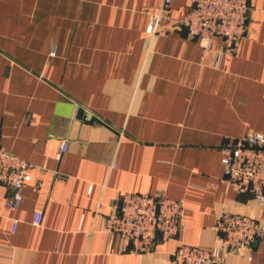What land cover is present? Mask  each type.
Returning <instances> with one entry per match:
<instances>
[{
  "label": "crops",
  "instance_id": "1",
  "mask_svg": "<svg viewBox=\"0 0 264 264\" xmlns=\"http://www.w3.org/2000/svg\"><path fill=\"white\" fill-rule=\"evenodd\" d=\"M161 3L0 0V146L32 165L20 208L0 186V264H171L180 244L216 245L222 213L264 226L221 163L235 139L264 134V0L217 65L222 40L202 55L179 22L188 1L155 24ZM117 193L179 201L177 236L123 251L104 230ZM222 264H264V235Z\"/></svg>",
  "mask_w": 264,
  "mask_h": 264
},
{
  "label": "built area",
  "instance_id": "2",
  "mask_svg": "<svg viewBox=\"0 0 264 264\" xmlns=\"http://www.w3.org/2000/svg\"><path fill=\"white\" fill-rule=\"evenodd\" d=\"M189 8L179 21L187 36L195 39L202 55L213 51L215 40L220 38L223 55L234 53L238 42L247 30L250 0H187ZM172 0H162L153 17L172 22L169 14ZM62 141L57 159L66 150ZM222 181L238 194H248L259 205H264V134L243 135L223 149ZM30 163L0 146V186L10 190L6 206L18 209L23 203V189L28 179ZM183 206L165 194L117 193L111 212L104 219V230L119 235L123 251L146 254L154 251L158 243L177 236ZM40 215L36 216L39 223ZM215 229L217 244L199 247L180 244L171 253V264H222L228 255L240 249H252L264 235V226L258 221L237 214L222 213L217 217Z\"/></svg>",
  "mask_w": 264,
  "mask_h": 264
},
{
  "label": "water",
  "instance_id": "3",
  "mask_svg": "<svg viewBox=\"0 0 264 264\" xmlns=\"http://www.w3.org/2000/svg\"><path fill=\"white\" fill-rule=\"evenodd\" d=\"M255 245V244H254Z\"/></svg>",
  "mask_w": 264,
  "mask_h": 264
}]
</instances>
